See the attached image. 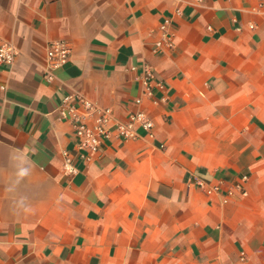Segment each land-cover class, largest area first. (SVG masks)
Returning <instances> with one entry per match:
<instances>
[{
	"label": "crops",
	"instance_id": "crops-1",
	"mask_svg": "<svg viewBox=\"0 0 264 264\" xmlns=\"http://www.w3.org/2000/svg\"><path fill=\"white\" fill-rule=\"evenodd\" d=\"M0 41V264H264V0H0ZM65 97L153 127L82 152Z\"/></svg>",
	"mask_w": 264,
	"mask_h": 264
},
{
	"label": "built area",
	"instance_id": "built-area-1",
	"mask_svg": "<svg viewBox=\"0 0 264 264\" xmlns=\"http://www.w3.org/2000/svg\"><path fill=\"white\" fill-rule=\"evenodd\" d=\"M262 1V0H260ZM169 20H164L159 25V39L156 41V48H172L173 44L168 35ZM252 27V26H251ZM16 55L15 47L8 42L0 41V63L12 64ZM47 70L45 78L47 81L54 79L53 71L62 67L69 58V49L64 41L51 43L46 49ZM151 77V74H147ZM143 81V93L150 95L149 85ZM141 99L136 100L140 104ZM58 118L69 122L72 127V134L77 139V148L85 153H93L98 150L104 140L113 134L123 139H135L137 137L136 127L150 131L153 127L152 120L144 112L137 110L125 121L113 118L110 109L100 108L91 100L80 97L76 104L70 102V97H65L57 106ZM83 156V155H82ZM86 160L89 157L83 156ZM62 170L66 175H74L77 172L73 164L74 156L67 150L62 151ZM202 186V183L199 182ZM217 187L208 189L211 193Z\"/></svg>",
	"mask_w": 264,
	"mask_h": 264
}]
</instances>
